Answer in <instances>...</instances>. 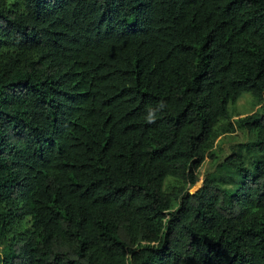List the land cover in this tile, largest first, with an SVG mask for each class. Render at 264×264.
Listing matches in <instances>:
<instances>
[{
  "label": "trees",
  "instance_id": "16d2710c",
  "mask_svg": "<svg viewBox=\"0 0 264 264\" xmlns=\"http://www.w3.org/2000/svg\"><path fill=\"white\" fill-rule=\"evenodd\" d=\"M0 264H264V0H0Z\"/></svg>",
  "mask_w": 264,
  "mask_h": 264
},
{
  "label": "rangeland",
  "instance_id": "374dc122",
  "mask_svg": "<svg viewBox=\"0 0 264 264\" xmlns=\"http://www.w3.org/2000/svg\"><path fill=\"white\" fill-rule=\"evenodd\" d=\"M253 97L247 92L241 93L234 102H229L227 104V109L232 114L238 113H248L253 111L255 105L252 104ZM237 116H232L231 119ZM245 135L239 130L233 133L226 134L224 136H218L215 140V154L218 159L226 156L230 151V146L237 142L245 140ZM213 160L205 159L198 167L197 174L200 179L209 171L212 170Z\"/></svg>",
  "mask_w": 264,
  "mask_h": 264
}]
</instances>
